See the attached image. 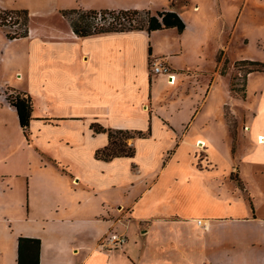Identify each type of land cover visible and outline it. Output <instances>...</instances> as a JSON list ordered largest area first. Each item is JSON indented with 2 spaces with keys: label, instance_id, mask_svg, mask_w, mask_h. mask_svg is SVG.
<instances>
[{
  "label": "crops",
  "instance_id": "1",
  "mask_svg": "<svg viewBox=\"0 0 264 264\" xmlns=\"http://www.w3.org/2000/svg\"><path fill=\"white\" fill-rule=\"evenodd\" d=\"M171 1L0 0V10L27 11L30 16L25 37L10 39L0 29V88L28 93L33 100L27 138L16 110L0 97L1 154L5 148L16 150L9 129L18 126L20 146L33 145L40 171L51 173L42 177L44 184L37 180L38 188L46 190L44 198L39 197L37 187L31 188L27 204L3 209L0 264H17L21 237L40 240L39 264H264V217L256 207L254 213L250 207L249 213L242 214L234 210L239 206L229 203L233 212L205 215L196 210L195 189L182 185L185 182L180 177L175 176L171 190H161L165 167L159 163L164 152H148L143 162L135 159L137 144L153 138L155 124L181 141L200 125L198 102L187 98L191 83H182L183 90L172 94L170 85L176 82L169 84L167 76L151 78L149 73V58H163L179 72H173L176 78L183 79V70L192 64L184 59L189 55L187 41L201 46L211 36L208 28L187 22ZM75 9L135 10L152 15L170 10L179 14L186 28L183 33L138 30L79 37L69 23L49 21ZM164 31L179 37L178 44L167 45V51L159 48L157 40ZM216 88L211 83L205 90L207 100ZM169 91L165 117L159 108ZM258 105L263 109L264 101L258 100ZM253 119L251 137L257 141V135L264 134L261 110ZM94 122L124 130L151 127V136L134 139V158L104 162L95 152L108 144V136L94 133L90 128ZM35 124L47 132L33 133ZM83 150L89 153L85 156ZM260 151L264 154L263 147ZM25 160L20 158L15 165L20 168ZM125 161L127 174L116 176L114 167ZM79 190H87L86 197H79ZM185 192L191 193V203L187 199L183 208H171L170 203ZM58 193L68 199L59 202ZM121 193V198L115 197ZM213 200L216 206L222 203ZM111 231L126 234L128 243L121 249H100L98 243Z\"/></svg>",
  "mask_w": 264,
  "mask_h": 264
},
{
  "label": "rangeland",
  "instance_id": "2",
  "mask_svg": "<svg viewBox=\"0 0 264 264\" xmlns=\"http://www.w3.org/2000/svg\"><path fill=\"white\" fill-rule=\"evenodd\" d=\"M171 6L179 7L187 22L195 21L198 27L208 28L211 35L207 43L201 46L191 40L187 41L186 48L189 55L184 56V59L187 58L188 62H192V66L189 65L183 70V79L176 78V83L170 85L172 94L182 91L183 88L180 89V86L184 82L195 86V91L192 92V87L189 85L187 98L190 97L198 102L194 101V104L196 103L197 112H200L198 115L200 125L193 128L194 133L191 136L181 141L177 136L168 134L161 124H155L153 138L137 144L135 159L143 162L148 152L157 151L159 155L164 152L159 163L160 167H165L161 177V190L166 192L171 190L169 185L175 183V176L180 177L185 182L182 185L189 184L195 189L196 210H201L205 215L234 210L242 214L249 213L252 203L258 215L264 217V154L260 151L262 147L264 148V144H259L256 138L251 137V124L255 123L253 118L257 117L259 110L264 117V108L260 109L258 105V100L264 101V73L253 72L247 75L246 71L251 66L240 65L241 70L235 67V63L242 60L264 64V0H172ZM5 12L13 13L7 10ZM15 15L22 20L19 32L27 31L28 34L29 14L26 24L22 14ZM195 15L196 18L193 19ZM61 16L63 17L50 18L49 21L60 20V23L71 25V22L78 18L77 15L70 13ZM110 16L106 18L110 19ZM96 22L107 23L99 19ZM0 29L8 38L17 37L8 28L0 26ZM170 32H159L157 35L158 46L165 51L168 44L171 43L172 46L178 44L177 33ZM154 61L165 63L172 73L177 72L163 58L150 57L149 73ZM203 73L207 76L204 77ZM221 75L225 76L226 80L220 78ZM150 76L153 78L155 74L150 73ZM168 79L170 80V77ZM225 81L227 87L224 86ZM211 83L217 88L207 100L205 90L211 87ZM231 84L238 93L231 91ZM4 90L0 88V97L4 96ZM168 93L170 91L161 100L163 108H159L165 117H167ZM32 132L37 134L47 130L35 124ZM9 133L13 138V145L17 148L16 150L5 148L3 154L0 150V218L6 215L4 208L13 210L12 206L20 208L21 205L27 204L31 188L37 187L39 197L44 198L46 190L42 187L38 188L37 180L44 184V181H41L42 177L45 179L51 174L40 171L42 165L34 154L36 151L33 145L20 146L19 140L22 135L18 126H10ZM198 137L206 140V146L197 145L199 143L197 140L200 139ZM129 142L132 144L134 139ZM85 152L89 153L83 150V155ZM20 158L26 160L19 168L15 163ZM117 164L114 167V174L118 177L127 174L128 162ZM17 172H20V177H17ZM100 172L108 173L107 170ZM182 185L180 187H183ZM188 190L190 192V189ZM79 194V197H86L87 190H79ZM55 196L59 202L68 199L61 193ZM183 196H178L176 203L171 202V208H174L173 205L183 208L185 204L183 202L187 199L191 203V193L185 192ZM115 197L121 198L122 193ZM174 198L175 196L173 200ZM214 198L222 202L221 205L216 206ZM229 203L239 206L238 209L228 208ZM127 238L129 239L128 236Z\"/></svg>",
  "mask_w": 264,
  "mask_h": 264
},
{
  "label": "trees",
  "instance_id": "3",
  "mask_svg": "<svg viewBox=\"0 0 264 264\" xmlns=\"http://www.w3.org/2000/svg\"><path fill=\"white\" fill-rule=\"evenodd\" d=\"M4 12V11H2ZM101 12L102 20H105V24H97V15ZM5 14H8L4 12ZM15 14L19 13L24 16L23 21H27V11H15ZM66 13L75 14L78 16L76 20L71 22V28L74 33L79 37H87L91 35H98L111 32H126V31H140L145 30L148 33L155 31H162L168 29H176L179 33H183L186 28L185 22L175 11H158L152 15L149 12H140L135 10L127 11H83V10H69L64 11ZM1 14V12H0ZM110 14L114 16L113 21H109L106 15ZM3 15L1 14L0 18ZM144 16V18H140ZM27 31L21 33V37H25ZM14 39V38H10ZM151 54V49H150ZM251 66L247 69L246 74L253 72H263L264 64L257 61L242 60L235 63V67L241 70V66ZM244 90V88L242 89ZM231 91L238 93L231 84ZM12 92L13 94H9ZM6 101L16 110L20 127L27 138L30 136L29 128L31 121L33 120V100L28 93L18 92L10 89H6ZM243 96V95H242ZM90 128L94 133H105L108 136V144L96 150L95 156L98 160L104 162H110L117 158H134L136 155V148L129 142L131 139L141 138L145 139L151 136V127L147 131L140 130H124L106 128L99 123H92ZM252 212H255L254 206L250 203ZM41 242L38 239L32 238H19L18 242V260L17 264H39Z\"/></svg>",
  "mask_w": 264,
  "mask_h": 264
},
{
  "label": "built area",
  "instance_id": "4",
  "mask_svg": "<svg viewBox=\"0 0 264 264\" xmlns=\"http://www.w3.org/2000/svg\"><path fill=\"white\" fill-rule=\"evenodd\" d=\"M4 12H1L3 16L0 18V26L8 28L9 30L13 31V33L16 34L17 36V37H14V39L21 37V33L19 32L21 22H22L21 18L13 13L5 14ZM106 16H110V14H107ZM111 16H110V19H108L109 21H113L114 19V16L113 15ZM97 17H98L97 20L99 19L102 21V18H100L102 17L101 12L98 13ZM97 24H100V23L97 22ZM150 73L155 74V75H165L168 78L172 77L171 79L175 77V75L172 73L168 65H166L163 62H157V61L152 62L151 67H150ZM5 91L6 90L3 91L4 92L3 95L6 99ZM9 94L12 95L13 93L10 92ZM127 241H128V238L126 234L112 231L98 243V247L103 250L119 249L123 247L124 245H126Z\"/></svg>",
  "mask_w": 264,
  "mask_h": 264
},
{
  "label": "bare ground",
  "instance_id": "5",
  "mask_svg": "<svg viewBox=\"0 0 264 264\" xmlns=\"http://www.w3.org/2000/svg\"><path fill=\"white\" fill-rule=\"evenodd\" d=\"M171 78H172V77H170V80H169V81H170L171 84H174V83L177 81L176 76L173 77V79H171ZM257 142H258L259 144H264V134H258V135H257ZM204 144H205V143L199 141V143H198L197 145L200 146V147H203V146H205Z\"/></svg>",
  "mask_w": 264,
  "mask_h": 264
}]
</instances>
